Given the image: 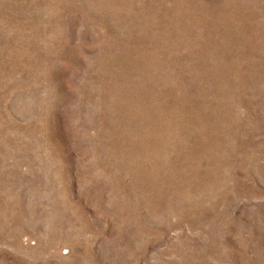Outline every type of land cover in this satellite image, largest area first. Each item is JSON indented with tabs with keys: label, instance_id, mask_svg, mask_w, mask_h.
<instances>
[{
	"label": "rangeland",
	"instance_id": "rangeland-1",
	"mask_svg": "<svg viewBox=\"0 0 264 264\" xmlns=\"http://www.w3.org/2000/svg\"><path fill=\"white\" fill-rule=\"evenodd\" d=\"M0 264H264V0H0Z\"/></svg>",
	"mask_w": 264,
	"mask_h": 264
}]
</instances>
